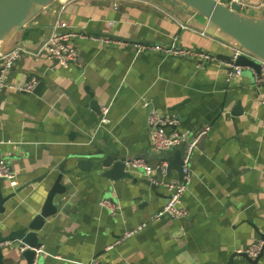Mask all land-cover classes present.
I'll list each match as a JSON object with an SVG mask.
<instances>
[{"label": "crops", "instance_id": "1", "mask_svg": "<svg viewBox=\"0 0 264 264\" xmlns=\"http://www.w3.org/2000/svg\"><path fill=\"white\" fill-rule=\"evenodd\" d=\"M240 4L242 14L264 19V0ZM56 19L77 34L78 61L64 68L24 54L10 75L14 87L0 98V158L19 182L14 190L1 182L4 195L15 194L0 213V234L27 226L62 173L66 190L55 195L56 212L37 231L35 264H227L234 255L231 264H264V253L257 263L239 254L264 234V84L254 82L250 67L227 80L228 61L217 55L231 57L232 39L179 0H52L34 5L1 47H35ZM106 37L112 41L103 43ZM134 42L204 50L218 62L199 68L191 59L136 54ZM32 77L37 88L21 91ZM143 99L176 114L179 130L209 127L192 155L180 204L185 218L152 219L169 190L165 182L152 190L144 181H153L164 154L152 148ZM101 108L108 109L105 122ZM97 150L143 159L154 171L125 167L128 177H108L107 168L77 167L76 155ZM102 199L120 210L101 207ZM4 253L20 251L8 245Z\"/></svg>", "mask_w": 264, "mask_h": 264}, {"label": "built area", "instance_id": "2", "mask_svg": "<svg viewBox=\"0 0 264 264\" xmlns=\"http://www.w3.org/2000/svg\"><path fill=\"white\" fill-rule=\"evenodd\" d=\"M237 3H242V0H232ZM204 34V33H203ZM77 34L71 30L67 23L61 19H56L52 26L49 36L33 50L25 45H18L10 51L0 56V98L5 89L13 88L10 81V75L17 61L24 55L42 56L52 60L56 64L66 68L76 63L80 56L79 48L76 44ZM103 43H109V38H103ZM136 54L145 52H159L163 55L191 59L199 68H204L208 64L218 62V59L212 53L204 50L191 49L186 47H179L175 44H158V43H132ZM240 55H246L260 64V70L256 71L252 68L254 82L256 84H264V60L260 59L241 48L234 47L231 54V61L227 62V80L230 81L236 76L243 74L245 66L237 65L236 60ZM38 84L37 77H32L25 85L20 86L19 89L24 92H32ZM143 106L148 108L147 114V127L149 131L152 148L156 153L167 154L178 147H185L183 157V179L172 177L164 185L169 190V196L163 207L152 217V219H159L163 216H168L175 219H182L186 217V212L181 207V199L183 194L189 188L190 182V163L194 151L199 145L200 138L208 132L209 127L205 126L199 131L192 134L190 131L179 130V118L176 114L171 112H160L151 107L146 99H143ZM108 109L101 108V120L105 122ZM264 126V117L262 119ZM125 166L130 169L137 170L143 168L145 173L151 174L154 170L143 159H126ZM168 166L167 160H161L157 168H161L165 175ZM0 182H7L10 189H16L19 185L16 172L13 168L3 159L0 158ZM99 205L103 208L109 209L112 213H117L120 206L110 199H102ZM146 223L139 225L137 228L126 232L123 239H126L138 231L142 230ZM13 241H1L0 247L11 245ZM264 239H260L254 244L250 245L247 249L240 251L247 253L250 257L255 258L262 251ZM28 246L25 244L19 245V251H24ZM38 254V250H36ZM86 264H103L98 259H93Z\"/></svg>", "mask_w": 264, "mask_h": 264}, {"label": "water", "instance_id": "3", "mask_svg": "<svg viewBox=\"0 0 264 264\" xmlns=\"http://www.w3.org/2000/svg\"><path fill=\"white\" fill-rule=\"evenodd\" d=\"M52 0H0V56L10 51L12 48L22 44L28 47L23 42L17 41L10 48L6 49L1 47L3 40L16 29H20L24 26L31 9L34 5H42ZM185 4L193 7L198 13L202 14L207 20L217 26L221 31L225 32L233 41L231 43L237 48L264 60V19L255 20L242 14V6L232 0H179ZM55 23V21H54ZM53 23V25H54ZM52 29V28H51ZM203 33H207V29L204 28ZM49 33L33 48L37 49L38 46L49 36ZM118 40H124L121 37H113ZM218 58H224L228 62L231 61V57L217 55ZM237 65L252 67L256 71L260 70V64L246 56L240 55L236 60ZM37 88V87H36ZM92 107L96 111H99L98 104L95 100L92 101ZM101 113V109H100ZM185 147H178L171 152L161 156V160H167L168 166L165 175L161 168L156 169V175L153 176V181L144 180L145 183L152 189L155 190L157 184L167 182L173 177L174 173L177 174L179 179H183V157ZM80 159L77 163V167L84 171H89L92 166L98 168H107L105 175L108 177H115L116 174L128 177L129 174L125 172V158L116 155L114 153L106 152L103 150H97L88 153L78 154ZM75 157V156H74ZM135 159V158H133ZM130 160V159H129ZM61 172L64 171V167L61 166ZM70 173L71 171H66ZM63 174L61 173L53 187L50 189L45 204L41 212L34 217V219L24 227L14 230L8 237H3L0 234L1 241H13L11 246L19 247L20 244H25L28 247L24 251H20L17 257L7 256L4 253V249L7 247H0V264H20L21 260H25L26 264H35L37 252L40 249L42 243L39 241L37 231L40 230L45 219L56 212V200L55 195L65 192L66 187L61 182ZM32 183V182H31ZM30 183V184H31ZM34 183V182H33ZM21 191V188L18 189ZM15 193L4 195L0 182V213L5 211L4 204L13 197ZM264 239V234L261 235ZM264 253V245L262 251L255 258L250 257L247 253H239L241 256L246 258L252 263H257L260 257ZM235 256V255H234ZM234 256L231 257L227 264L233 262ZM17 258V259H16ZM203 264H217L214 262H207Z\"/></svg>", "mask_w": 264, "mask_h": 264}]
</instances>
